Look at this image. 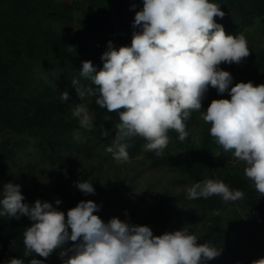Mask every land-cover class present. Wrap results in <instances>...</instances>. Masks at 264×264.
Here are the masks:
<instances>
[{
    "label": "trees",
    "instance_id": "obj_1",
    "mask_svg": "<svg viewBox=\"0 0 264 264\" xmlns=\"http://www.w3.org/2000/svg\"><path fill=\"white\" fill-rule=\"evenodd\" d=\"M220 6L224 16L214 17L227 35H245L250 54L240 64L222 63L220 68L239 82L264 84V41L258 26L264 20V0H210ZM133 5L135 7H133ZM143 0H0V198L6 183L21 186L24 203H35L36 163L20 165L18 154L31 140L39 160L51 164L66 155L68 162L75 151L85 157L95 148H107L115 137L116 112L108 113L96 103L97 97H86L94 127L83 129L72 116L79 101L72 79L83 86L90 82L80 76L82 62L91 61L97 70L103 67L101 55L111 41L118 49L130 46L137 11ZM259 21V23H257ZM67 91L69 100L60 99ZM214 99H230L228 92L218 94L209 87L202 100L200 112L193 111L185 121L188 137L181 142L178 133L170 130V142L161 157L147 151L151 168H167L194 183L205 178L219 179L230 189H239L244 197L228 209L220 196L191 200L193 207L186 216H179L167 197L146 202L139 225L149 226L154 235L174 232L185 227L198 214L206 215L196 234L198 243H210L223 251L212 264H251L264 257V196L259 197L252 182L244 175L245 165L225 152L210 135V124L200 119ZM109 115L111 120L104 121ZM101 125L109 132L101 135ZM79 137L74 138V132ZM21 137L19 141L17 137ZM130 157L142 152L146 141L134 136L125 141ZM64 166L65 161H61ZM93 184L95 194L85 195L77 181ZM131 185L122 178L102 179L95 167L85 168L71 185L59 181L51 192L42 193L37 200L60 206L67 214L80 201L92 200L99 210L94 213L105 223L115 217L113 209L127 201ZM56 199L61 203L55 204ZM245 211L242 213L236 204ZM219 210V215L213 212ZM33 222L26 216L0 217V264L11 258H24L23 233ZM71 232V229H69ZM71 241L64 245L72 247ZM72 252L63 258L68 259ZM32 257L25 259V264ZM43 264H63L59 250L48 258L35 255Z\"/></svg>",
    "mask_w": 264,
    "mask_h": 264
},
{
    "label": "clouds",
    "instance_id": "obj_2",
    "mask_svg": "<svg viewBox=\"0 0 264 264\" xmlns=\"http://www.w3.org/2000/svg\"><path fill=\"white\" fill-rule=\"evenodd\" d=\"M133 7H135L133 5ZM220 6L210 0H143L133 21L130 46L118 49L111 41L101 55L103 67L82 62L80 76L90 82L83 86L72 79L79 101L97 97L95 103L108 113L116 112L115 137L106 148L117 163L127 162V139L140 136L144 150L157 157L164 154L170 130L183 142L189 135L185 121L193 111L200 112L209 87L230 99H214L200 119L210 124V135L225 152H231L245 165L244 175L259 197L264 196V84L249 81L233 85V76L220 65L240 64L250 54L244 34L227 35L214 17H223ZM259 23V21H257ZM67 102L69 93H61ZM72 116L83 129L92 130L89 106L78 103ZM104 121L111 120L109 115ZM74 132V138L79 137ZM101 135L109 132L101 125ZM85 195L95 194L93 184L77 181ZM21 186L3 185L0 217H28L33 223L23 233V257L28 264H43L35 258H48L59 250L63 264H207L223 251L199 237L187 226L174 232L154 235L147 225H134L118 217L105 223L94 214L99 206L92 200L80 201L67 214L52 203L36 200L24 203ZM220 196L224 202L243 199L244 192L219 179L205 178L187 189V199ZM61 201L56 199L55 204ZM219 215V210L213 212ZM71 229V232H69ZM72 247L65 249L67 242ZM24 258H11L6 264H25ZM264 264V257L251 261Z\"/></svg>",
    "mask_w": 264,
    "mask_h": 264
},
{
    "label": "rangeland",
    "instance_id": "obj_3",
    "mask_svg": "<svg viewBox=\"0 0 264 264\" xmlns=\"http://www.w3.org/2000/svg\"><path fill=\"white\" fill-rule=\"evenodd\" d=\"M258 28L261 30L259 38L264 41V20L261 21ZM81 103L87 104L85 101ZM89 110L91 113L90 107ZM20 138L19 136L16 140L19 141ZM146 152L144 147H142L140 154L134 157L129 156L127 162L117 163L113 159L112 154L106 151V147H98L90 152L89 157H85L82 151L79 150L75 151L71 156V162H68L66 155H63L58 158V162L51 164L39 160L37 152L31 140H29L25 149L18 154V163L20 165L27 163L37 164L34 175L35 181L33 182L35 201L40 194L51 192L59 181H64L69 186L85 168L95 167L102 179L119 177L131 185L125 204L113 209L115 217L131 224L139 225L146 209V203L142 199L146 197L145 201L151 202V200L161 196L168 198L169 203L179 216H186L190 208L193 207L191 200L187 199V189L194 182L171 169L151 168ZM63 160L65 161L64 166L61 163ZM226 203H228V209H233L234 206L231 202ZM236 206L245 214L240 203L236 204ZM56 208L61 211L62 207L58 206ZM205 218L206 215L198 214L197 218L188 221L185 226L189 228L190 232L197 234ZM215 259L208 261L207 264H212Z\"/></svg>",
    "mask_w": 264,
    "mask_h": 264
}]
</instances>
